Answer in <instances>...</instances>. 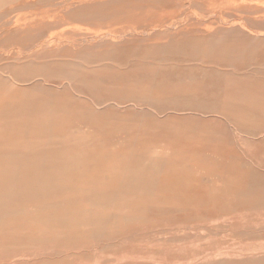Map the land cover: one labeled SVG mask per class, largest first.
Listing matches in <instances>:
<instances>
[{"label": "rangeland", "instance_id": "obj_1", "mask_svg": "<svg viewBox=\"0 0 264 264\" xmlns=\"http://www.w3.org/2000/svg\"><path fill=\"white\" fill-rule=\"evenodd\" d=\"M61 1L0 0V264H264V0Z\"/></svg>", "mask_w": 264, "mask_h": 264}, {"label": "bare ground", "instance_id": "obj_2", "mask_svg": "<svg viewBox=\"0 0 264 264\" xmlns=\"http://www.w3.org/2000/svg\"><path fill=\"white\" fill-rule=\"evenodd\" d=\"M33 0H24V2L25 3H29V2H32ZM68 2V0H62L61 2H59L61 5H64V4H66ZM147 13H149V11H147V12H145V14H147ZM65 22V19L62 17V15H59V16H56V19L54 20V24L55 25H61V24H63ZM239 23V22H238ZM42 34H43V32H41V31H38L37 33H35L34 34V37H40V36H42ZM142 35V34H141ZM116 37V36H115ZM163 37V36H162ZM164 37H166V36H164ZM258 37H260V36H258ZM153 39H155V38H153ZM38 42V41H37ZM92 45V44H91ZM103 45H105V44H103ZM40 50H42L41 48L40 49H36L34 52H32L31 54H30V56H32V59L29 61L30 62V65H35L36 63H39V61L37 60V59H40V60H45V59H49V61H52V62H54V61H57V59L58 60H62V57H63V54H62V51H60V50H55V51H53L54 52V55H53V53L51 54V53H48V52H45V51H40ZM199 51V50H198ZM11 63V62H10ZM41 64H44V62H41ZM65 71V70H64ZM70 74V73H69ZM71 75V74H70ZM73 77V76H72ZM27 80V79H26ZM245 87V86H244ZM243 88V87H242ZM239 89H241L240 88V86H229V91H231V92H233V91H235V90H239ZM250 89H252V90H254V91H256L255 89H256V87H251ZM120 91V90H119ZM131 101H133L132 103H129V101H128V103H129V105L131 106H135V105H139V101L140 100H142V99H138V98H129ZM114 100V99H113ZM107 101V100H106ZM127 101V100H126ZM123 102V104H125V106H123V108H127V107H129V106H127V102ZM134 101H137V102H135L134 103ZM101 106V105H100ZM70 107V106H69ZM74 108V107H73ZM91 108V107H90ZM197 133H199V132H197ZM141 136V135H140ZM121 152V151H120ZM128 155V154H127ZM129 156V155H128ZM64 157V156H63ZM66 157V156H65ZM109 158V157H108ZM129 162V161H128ZM127 161H126V163H128ZM132 163V162H131ZM88 166V165H87ZM140 166H141V164L139 165V168H140ZM72 171V170H71ZM143 173V172H142ZM235 228V227H234ZM239 230V229H238ZM241 230V229H240ZM241 232V231H240ZM174 240V239H173ZM222 253H224V252H212L210 255H213V256H215V257H219L221 260L222 259H228V257L227 256H223L224 254H222ZM22 259L21 258H16L15 259V263H18V262H20ZM208 259H204V258H202V259H199L198 261H195V262H193L192 264H206V262H208L207 261ZM218 262V261H217ZM10 264H12V262L10 263Z\"/></svg>", "mask_w": 264, "mask_h": 264}]
</instances>
